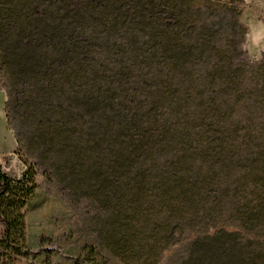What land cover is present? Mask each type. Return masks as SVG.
I'll return each mask as SVG.
<instances>
[{
    "label": "trees",
    "instance_id": "1",
    "mask_svg": "<svg viewBox=\"0 0 264 264\" xmlns=\"http://www.w3.org/2000/svg\"><path fill=\"white\" fill-rule=\"evenodd\" d=\"M240 13L227 0H0L17 142L35 161L19 147L16 178L0 161V264L30 254L37 168L100 224L73 264H101L105 240L136 242L151 264L173 248L165 264H264V52L249 57Z\"/></svg>",
    "mask_w": 264,
    "mask_h": 264
},
{
    "label": "rangeland",
    "instance_id": "2",
    "mask_svg": "<svg viewBox=\"0 0 264 264\" xmlns=\"http://www.w3.org/2000/svg\"><path fill=\"white\" fill-rule=\"evenodd\" d=\"M227 1H233L241 9L240 20L248 28L244 48L248 51L249 57L252 60L261 58L264 52V0ZM0 91L4 93L8 103L9 127L18 141L22 139L21 123L10 102L13 100L14 88L1 62ZM20 145V155L29 165L35 166V161L27 154L23 143ZM23 159L19 156L5 157L7 173L11 177H19L23 172L25 165ZM36 173L33 177V192L22 209L27 231L26 246L30 254L27 258L18 259L14 264H45L47 261L50 264H73L74 258L85 257L88 249L96 248L94 245L98 246V239L101 238L97 236L100 224H96L91 216L86 215L85 202L75 206L69 201L64 188L48 181L39 168L36 169ZM100 249L101 264L152 263L142 256L143 250L136 242L131 243L130 247L117 249L115 241L105 240ZM174 249L166 252L158 264H165ZM101 250L98 249V253Z\"/></svg>",
    "mask_w": 264,
    "mask_h": 264
},
{
    "label": "crops",
    "instance_id": "3",
    "mask_svg": "<svg viewBox=\"0 0 264 264\" xmlns=\"http://www.w3.org/2000/svg\"><path fill=\"white\" fill-rule=\"evenodd\" d=\"M6 97L0 91V158L3 157H18L17 151L19 145L15 135L8 124L6 111Z\"/></svg>",
    "mask_w": 264,
    "mask_h": 264
},
{
    "label": "built area",
    "instance_id": "4",
    "mask_svg": "<svg viewBox=\"0 0 264 264\" xmlns=\"http://www.w3.org/2000/svg\"><path fill=\"white\" fill-rule=\"evenodd\" d=\"M3 160H4V163H3ZM0 161H1V163H2V166H3L4 170H5L6 172H8L7 169H6V168H7V167H6L7 165H5V163H6V161H5V157H4L3 159L0 158ZM6 164H7V163H6ZM25 169H26V166L24 165V167H23V171H24ZM21 174H22V173H21ZM21 174H20V175H21Z\"/></svg>",
    "mask_w": 264,
    "mask_h": 264
}]
</instances>
